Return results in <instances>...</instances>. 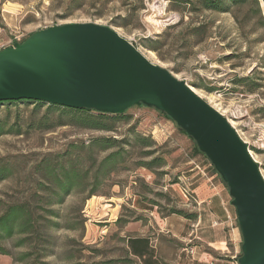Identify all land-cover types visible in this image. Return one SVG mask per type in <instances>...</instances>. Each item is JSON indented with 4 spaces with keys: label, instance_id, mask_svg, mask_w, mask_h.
Here are the masks:
<instances>
[{
    "label": "rangeland",
    "instance_id": "rangeland-1",
    "mask_svg": "<svg viewBox=\"0 0 264 264\" xmlns=\"http://www.w3.org/2000/svg\"><path fill=\"white\" fill-rule=\"evenodd\" d=\"M171 1L0 0V25L5 28V38L14 30L27 38L46 25L69 22L112 27L232 121L256 145L264 174V28L245 25L239 29L230 13L181 14ZM200 22L206 28L194 35L192 29ZM202 37L204 41L198 44ZM154 40H159V51L148 47ZM48 108L47 103L38 108L23 102L0 104V116L8 114L5 133L0 135V157L16 166L12 176L0 181V198L4 206L29 199L38 224V232H19L1 240L9 253L0 254V264H141L127 249L128 236L141 234L129 225L140 220L150 221L147 234L151 237H157L153 233L164 223L175 233L183 231L181 239L172 233L159 236V264H211L224 254L240 253L238 240L236 243L230 234L227 249L206 243L205 233L219 236L222 230L211 228L209 220L188 236L191 222L197 219L188 216L198 209L186 204L180 189L185 180L180 177L195 173L190 171L193 160L205 165L210 160L200 154L193 156L194 141L174 120L153 107L135 105L127 110L125 119L107 120L113 130H102L82 126L68 114L60 117V108ZM91 114L96 117L95 112ZM16 119L21 134L7 131ZM41 120L44 124L38 128ZM133 125L157 145L141 146L129 132ZM109 136L130 137L124 161L121 157L114 171L96 179L97 168L111 149L94 148L92 155L85 150L77 165L79 182L67 194L58 192V182L48 181L42 167L32 171L46 154H61L72 141L89 144L93 138ZM159 156L164 160L161 166L152 163ZM142 162L152 165L145 167ZM174 210H182L187 217L172 213ZM226 229L232 230V226ZM189 247H194V254L187 252Z\"/></svg>",
    "mask_w": 264,
    "mask_h": 264
},
{
    "label": "water",
    "instance_id": "water-1",
    "mask_svg": "<svg viewBox=\"0 0 264 264\" xmlns=\"http://www.w3.org/2000/svg\"><path fill=\"white\" fill-rule=\"evenodd\" d=\"M34 100L123 114L170 116L227 184L242 235L239 264H264V176L230 120L110 26L69 22L0 50V102Z\"/></svg>",
    "mask_w": 264,
    "mask_h": 264
},
{
    "label": "trees",
    "instance_id": "trees-1",
    "mask_svg": "<svg viewBox=\"0 0 264 264\" xmlns=\"http://www.w3.org/2000/svg\"><path fill=\"white\" fill-rule=\"evenodd\" d=\"M172 5L179 13H202L205 11H212L218 13H230L236 23L238 24L239 29H244L245 25L264 28V16H263V7L264 0H172ZM206 28V24L200 22L198 26L192 29L194 35H200L202 31ZM31 32L28 37L32 34ZM204 41V38H200L197 43L200 44ZM159 40H154L152 43L148 44V47L154 51H159L158 44ZM32 103L38 108L41 104H45V102L34 101V100H17V101H4L0 102V104H9V103ZM48 104V103H47ZM48 109L51 110L53 108H60L59 115L60 117L63 114H68L74 116L76 118V123L90 127L95 129L102 130H113L112 126H108L107 120H122L126 117V112L123 114H111V113H103L93 109H78V108H70L61 105L48 104ZM59 110V109H58ZM92 112L96 113V117L91 114ZM166 117L173 120L166 113L162 112ZM95 117H93V116ZM8 120V114L6 117L0 116V135L5 133L4 127L6 126V122ZM20 120L16 119L15 124L9 128L7 131L21 134L20 128ZM44 121L41 120L38 124V128H41ZM67 124V123H66ZM19 128H15L17 126ZM64 124H59L61 126ZM179 127V126H178ZM179 129L187 133L179 127ZM129 132L134 137L135 141L139 142L143 147H155L157 144L152 139L151 136H144L138 132H136L135 126H130ZM190 137V136H189ZM129 136H125L123 138H116L113 136L109 137H98L93 138L89 144H85L83 141H72L70 142L65 151L61 154H46L43 159L40 161V164H37L32 167V171L36 173V170L39 167H42L45 171V177L50 182H58L57 190L61 195L67 194L70 192L72 188L79 182L80 174L78 172V162L84 156V151L87 150V153L94 152V148H99L100 150H108L111 149V152L103 157L101 160L99 167L97 168V172L95 173V178L99 179L101 174H109L114 171L117 165L120 163V158L123 160V152L125 149V145L129 144ZM193 141L194 139L190 137ZM194 154L196 156L198 154L203 155L205 158L207 156L200 151L197 143L194 141ZM152 150H149L148 153ZM158 165H162L164 160L163 157L159 156L155 158ZM150 162H142L141 165L145 167H151ZM16 166L14 162H9L5 157H0V181L5 180L13 175ZM214 172L218 173L215 168ZM219 174V173H218ZM220 176V175H219ZM221 178V176H220ZM222 179V178H221ZM223 181V179H222ZM224 182V181H223ZM227 186V184L224 182ZM37 187V186H36ZM228 187V186H227ZM39 188V186H38ZM93 193V192H92ZM89 197V196H88ZM60 202V201H59ZM4 200L0 198V254H8V250L1 244V240L12 238L16 233H33L38 232V224L37 220L33 218V209L31 207V202L29 199L21 202H13L8 203L4 206ZM52 203V202H49ZM172 213H178L179 215H186L182 210H174ZM187 217V215L185 216ZM196 218V215L188 216V218ZM50 223H54L50 221ZM242 246V242H241ZM240 253L237 255V259L240 257Z\"/></svg>",
    "mask_w": 264,
    "mask_h": 264
},
{
    "label": "crops",
    "instance_id": "crops-1",
    "mask_svg": "<svg viewBox=\"0 0 264 264\" xmlns=\"http://www.w3.org/2000/svg\"><path fill=\"white\" fill-rule=\"evenodd\" d=\"M0 38H5L4 32L0 33ZM194 162L195 160L192 161L193 166L191 167L190 171H195V173L188 178V183L191 185V190L193 192V198L191 200H185L186 204L188 205L194 204V207L198 209V213L195 214L197 219L195 218L196 220L191 222V227L193 229L188 233V236L192 235L191 232L193 233L198 230V227H200L202 222H205L206 220H209L211 222L215 217H219L220 219L225 217L226 221L227 216L230 215L234 224L235 220L237 219L236 209L231 203L232 197L230 196L229 188L224 184L219 174L213 172V166L211 162H209L208 165L199 162L202 170H198L197 166H194ZM206 174H208V177L205 176ZM196 177H198V179L196 180V182H194L193 180ZM208 178L213 180L214 186L211 185ZM202 211H204V214L202 213ZM225 221L223 226L219 227L220 229H222L221 232H219V236L213 234L212 232L205 233L204 240L208 244H220L221 248L225 249L226 247L227 249V243L230 234L231 238L233 240H236V243L238 240V245L241 246L242 235L239 229V224L233 226L229 225ZM150 225V221L144 223L142 220L136 222L135 224L129 225L130 230L131 228H134L138 231H141V234H130L127 239V249L130 255L138 260L141 264H159V260L161 261V241L159 236H161L162 233H172L174 237L179 239H181L180 235H182L183 233L182 230H179V233H175L172 230L165 228L166 224L164 223V225L159 224V228L156 229V231L153 233L156 234L157 237H151L147 234ZM229 226H232V230L226 229ZM234 257L235 255L233 256L224 254L223 256H221V258L217 259V262L210 263L234 264Z\"/></svg>",
    "mask_w": 264,
    "mask_h": 264
},
{
    "label": "built area",
    "instance_id": "built-area-1",
    "mask_svg": "<svg viewBox=\"0 0 264 264\" xmlns=\"http://www.w3.org/2000/svg\"><path fill=\"white\" fill-rule=\"evenodd\" d=\"M2 21H3V23H6L5 22V18L2 19ZM50 26H52V25H50ZM46 27H49V25H46L43 28H46ZM4 31H5V28L0 25V33L4 32ZM24 39H25V36L22 34V32L19 29L18 30H14L11 33L10 37L0 40V50H2L3 48L9 47V46H14L15 43L22 42ZM236 130H237L238 134L240 135L241 139L250 146L249 152H250L251 156L253 157V159L259 165H261V163L257 159V154H255V150L254 149H255L256 145L253 142H251V140L247 136H244V133L239 131L237 128H236ZM194 166H197L198 170H202L201 167H200L199 162L195 161L194 162ZM261 171H262V169H261ZM262 174H263V171H262ZM205 176L208 177V174H206ZM263 176H264V174H263ZM181 179L185 180V181H182L183 185H180L182 194H183L185 199L191 200L193 198V192L191 190V185L188 183V177H184V176L182 177L181 176L180 180ZM208 180L211 183V185L214 186L213 180L210 179V178H208ZM225 222H227L229 225H233L232 218H231L230 215L227 216ZM223 224H224V221L222 219H220L219 217H215L211 221V227H213V228L222 227ZM187 252L189 254H194V247H189L187 249ZM234 258H235V263L234 264H239L238 263V259H237V255H235Z\"/></svg>",
    "mask_w": 264,
    "mask_h": 264
},
{
    "label": "bare ground",
    "instance_id": "bare-ground-1",
    "mask_svg": "<svg viewBox=\"0 0 264 264\" xmlns=\"http://www.w3.org/2000/svg\"><path fill=\"white\" fill-rule=\"evenodd\" d=\"M230 122H232V121H230ZM233 123V122H232Z\"/></svg>",
    "mask_w": 264,
    "mask_h": 264
}]
</instances>
